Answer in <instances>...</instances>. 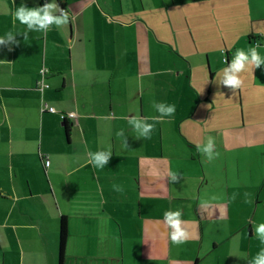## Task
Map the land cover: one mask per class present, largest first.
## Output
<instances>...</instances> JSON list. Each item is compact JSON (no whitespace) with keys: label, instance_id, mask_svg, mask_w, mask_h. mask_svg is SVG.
Instances as JSON below:
<instances>
[{"label":"crops","instance_id":"1","mask_svg":"<svg viewBox=\"0 0 264 264\" xmlns=\"http://www.w3.org/2000/svg\"><path fill=\"white\" fill-rule=\"evenodd\" d=\"M51 2L0 0V37L16 34L0 45V264H249L264 247V65L235 95L218 73L237 49L264 57V0H55L70 24L25 40L15 9ZM154 101L176 112L137 138L127 117L158 116ZM176 209L198 236L182 245L163 223Z\"/></svg>","mask_w":264,"mask_h":264},{"label":"clouds","instance_id":"2","mask_svg":"<svg viewBox=\"0 0 264 264\" xmlns=\"http://www.w3.org/2000/svg\"><path fill=\"white\" fill-rule=\"evenodd\" d=\"M15 20L21 25L26 26L27 31L23 32L24 39L27 40L29 32H41L45 35L52 28L67 27L70 24L72 17L67 10L60 8V6L53 0L51 3H45L41 7L29 8L25 5H21L13 12ZM15 35L13 32H7L3 37H0V45H7L15 43ZM259 44L249 47L247 51L243 49H237L231 58V62L227 64V67L223 68L218 73V83L230 88L235 92L237 89H241L244 86V79L242 73L251 72L255 68H259L264 65V57L258 52ZM43 71V70H42ZM47 87L46 84L41 81V90ZM153 107L158 116L142 117L140 115H134L127 117L128 124L132 127L136 133L137 138L150 139L151 134L155 128V122H159L164 117H172L176 112V106L174 104H168L163 102H153ZM54 111V110H53ZM69 117H74L75 113H69ZM153 122H149V121ZM117 136L124 137V147L127 148L126 137L124 131L117 132ZM196 149L206 159L211 162L214 158L219 156V152L216 151V142L213 137H208L203 144H197ZM112 156L111 150H99L89 151L88 161L94 169H103ZM167 178L170 181L178 180V173L169 170L167 172ZM114 190L117 192H123V188L118 185H114ZM246 197L248 193L244 194ZM236 194H233L235 199ZM247 202V201H246ZM182 210H167L163 214L164 226L169 229V239L174 245H182L190 239L198 238L197 234L191 229V225L188 221L182 219ZM255 237L264 245V223H259L253 227ZM249 264H264V247H261L260 251L249 261Z\"/></svg>","mask_w":264,"mask_h":264},{"label":"trees","instance_id":"3","mask_svg":"<svg viewBox=\"0 0 264 264\" xmlns=\"http://www.w3.org/2000/svg\"><path fill=\"white\" fill-rule=\"evenodd\" d=\"M227 62L229 63V60L227 59ZM64 121H66L67 119H63ZM68 225H67V221L65 220V217L61 218V225H60V258L61 261L63 262V257H64V251H65V245L67 243L68 240Z\"/></svg>","mask_w":264,"mask_h":264},{"label":"built area","instance_id":"4","mask_svg":"<svg viewBox=\"0 0 264 264\" xmlns=\"http://www.w3.org/2000/svg\"><path fill=\"white\" fill-rule=\"evenodd\" d=\"M44 72H45V70H43V71L41 72V74L44 75V74H45ZM53 110H54V111H53ZM49 111H50V112H55V109H54V108H50ZM68 114H69V113H68ZM68 114H62V115H61L62 119L70 118ZM74 117H75V116H74ZM74 117H71V118H74ZM45 164H46L45 166H48V165L50 164V162H49V161H46Z\"/></svg>","mask_w":264,"mask_h":264},{"label":"rangeland","instance_id":"5","mask_svg":"<svg viewBox=\"0 0 264 264\" xmlns=\"http://www.w3.org/2000/svg\"><path fill=\"white\" fill-rule=\"evenodd\" d=\"M214 69V68H213ZM235 93H236V90H235V92H233V95H235ZM214 94V93H213Z\"/></svg>","mask_w":264,"mask_h":264}]
</instances>
